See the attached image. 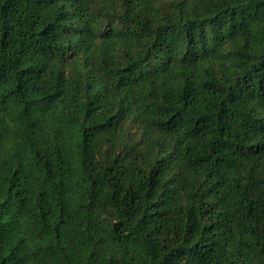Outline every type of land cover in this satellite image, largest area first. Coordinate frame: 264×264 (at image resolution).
I'll list each match as a JSON object with an SVG mask.
<instances>
[{
  "label": "trees",
  "instance_id": "trees-1",
  "mask_svg": "<svg viewBox=\"0 0 264 264\" xmlns=\"http://www.w3.org/2000/svg\"><path fill=\"white\" fill-rule=\"evenodd\" d=\"M0 264H264V0H0Z\"/></svg>",
  "mask_w": 264,
  "mask_h": 264
}]
</instances>
